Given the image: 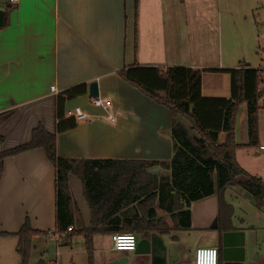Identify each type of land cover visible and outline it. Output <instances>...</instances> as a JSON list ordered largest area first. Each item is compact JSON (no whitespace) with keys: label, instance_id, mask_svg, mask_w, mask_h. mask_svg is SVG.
I'll list each match as a JSON object with an SVG mask.
<instances>
[{"label":"crops","instance_id":"obj_1","mask_svg":"<svg viewBox=\"0 0 264 264\" xmlns=\"http://www.w3.org/2000/svg\"><path fill=\"white\" fill-rule=\"evenodd\" d=\"M10 2L0 0V9L5 10ZM14 4L16 8L6 15V23L0 28V113L12 112L0 129L5 138L0 141V153L30 142L39 126L55 134L59 94L86 85V94L65 103L64 114L66 119L72 118L76 107H82L89 119L58 134V156L154 161L146 173L160 178L165 172L162 163L169 162L173 155V123L184 125L192 137L200 135L188 119L174 115L167 106L122 78L120 72L135 66L164 70L189 67L203 71L204 97L230 98V74L215 70L241 64L264 69V0H242L241 6L224 4L223 0L205 6L191 0H18ZM239 42L243 60L236 58L240 49L235 45ZM249 45L255 59L249 54ZM94 81L99 84L100 96L112 101L111 108L92 105L89 86ZM260 90L263 96L259 144L249 146L248 106L244 104L237 117L236 142L240 148L236 156L247 173L264 181V79ZM108 115L116 120H106ZM226 136L221 133L219 142L224 143ZM3 168L0 264H23L18 233L27 220L42 233L32 239L29 264H90L83 235L72 236L65 231L60 241L50 235L56 231L57 220L56 168L45 150L36 148L6 158ZM69 183L76 233L92 226V210L81 178L70 174ZM242 190L239 186L230 187L223 204L217 193L193 202L190 230L157 233L168 246L167 264L194 263V251L176 236L178 231L219 236L222 215L227 216V225L246 232L243 264H264V239L257 226L236 220L235 205H242ZM126 206L119 215L141 218L149 214L150 204L144 205L140 200ZM153 206L158 218L168 217L156 201ZM103 211L100 213L111 212ZM117 233L95 234L93 264H151L149 255L116 250Z\"/></svg>","mask_w":264,"mask_h":264},{"label":"trees","instance_id":"obj_2","mask_svg":"<svg viewBox=\"0 0 264 264\" xmlns=\"http://www.w3.org/2000/svg\"><path fill=\"white\" fill-rule=\"evenodd\" d=\"M16 8L13 2L6 6V15ZM229 73L232 82L230 98H208L202 93V73L189 67L175 66L166 70L156 67L135 66L120 72V76L143 93L167 106L174 115L188 119L200 137H192L189 130L178 122L173 123V155L163 162L164 173L160 178L146 173L154 161L134 160H79L59 157L57 136L76 128L75 118L66 119L64 105L67 101L87 93L86 85L68 89L58 96V125L55 134L39 126L33 131L30 142L0 153V182L4 173V160L11 156L43 148L56 168L57 220L56 231L63 235L74 225V197L69 175L79 176L84 193L92 210V226L71 235H83L90 264H93V239L97 232L135 233L145 236L151 233L171 234L175 230L192 228L191 206L193 202L218 194L222 204L226 191L239 186L252 196L257 207L264 208V181L247 173L238 163L236 152V126L242 105L248 106L249 146L256 147L260 140L259 115L263 96L260 85L264 69L245 64L237 68L215 70ZM12 112L0 113V129ZM226 133V141L219 142V135ZM0 132V141H4ZM146 179L148 182H146ZM123 181V182H122ZM143 181H145L143 183ZM123 184V185H122ZM140 200L150 204L148 215H119V210ZM164 210L168 217L158 218L153 206ZM105 210L107 213H100ZM103 211V212H104ZM231 217V216H230ZM227 216L220 219L219 239L225 231L235 230L226 224ZM163 220V221H162ZM27 220L21 231L20 253L23 264H29L32 239L41 235ZM218 248V246H216ZM222 264L221 246L218 248ZM39 264H46L40 262Z\"/></svg>","mask_w":264,"mask_h":264},{"label":"water","instance_id":"obj_3","mask_svg":"<svg viewBox=\"0 0 264 264\" xmlns=\"http://www.w3.org/2000/svg\"><path fill=\"white\" fill-rule=\"evenodd\" d=\"M6 23V11L0 9V28ZM89 95L91 98L99 97L100 90L97 81L89 86ZM138 255H149L151 264L168 263V246L165 239L157 234L151 233L141 236L135 250ZM222 264H243L246 260V232L242 230L225 231L222 234L221 248Z\"/></svg>","mask_w":264,"mask_h":264},{"label":"rangeland","instance_id":"obj_4","mask_svg":"<svg viewBox=\"0 0 264 264\" xmlns=\"http://www.w3.org/2000/svg\"><path fill=\"white\" fill-rule=\"evenodd\" d=\"M191 1L196 2V4H198L199 6L211 5L212 2H214V0H191ZM228 2L229 4H233V5L235 4L238 6L242 5V0H223L224 4H227ZM216 5H215V9H216ZM238 34H239L240 41H242V32L240 31ZM261 43L264 47L263 40L261 41ZM235 47L240 49V54L236 58L240 57L241 60H243L241 57L242 56V43L239 42V44L235 45ZM248 51L252 52L249 54H253L252 58L255 59L256 56L254 54V50L251 47V45H249ZM258 52L262 54L261 50H258ZM263 120H264V113L262 117V122H263L262 126L264 128ZM241 200H242V205H238V206L237 204L235 205L236 216H237L236 220H238V223H241L242 221V224H245L246 226L248 225L257 226L260 232V235L263 236V239H264V208L261 209L257 207L252 197L248 193L244 192L243 190H242ZM161 215H164V213L161 212ZM161 219H164V218L161 217ZM138 236L140 237L141 235H138ZM176 236L181 239V241L185 244L186 248L194 251V258H195V252L198 248L209 247V246H214V247L218 246L219 248V236H217V234H208L206 236H200V235H197L196 233L192 234V233L185 232V231H178L176 233ZM201 238H206V239L201 240Z\"/></svg>","mask_w":264,"mask_h":264},{"label":"built area","instance_id":"obj_5","mask_svg":"<svg viewBox=\"0 0 264 264\" xmlns=\"http://www.w3.org/2000/svg\"><path fill=\"white\" fill-rule=\"evenodd\" d=\"M11 2L16 3L18 0H11ZM52 90L55 91V87H52ZM91 103L95 107L102 109H109L112 107L113 103L108 98L93 97L91 98ZM73 118L77 122L86 121L89 119L88 113L82 107H76ZM106 120L115 121L116 118L112 115L106 116ZM264 149V147H262ZM73 227L68 228V232H71ZM50 235H53L57 241H60L62 235L58 232H52ZM140 237L135 233H117L114 235V247L118 251H135L138 245ZM219 251L217 247H201L198 248L195 252V258L193 264H220Z\"/></svg>","mask_w":264,"mask_h":264},{"label":"flooded vegetation","instance_id":"obj_6","mask_svg":"<svg viewBox=\"0 0 264 264\" xmlns=\"http://www.w3.org/2000/svg\"><path fill=\"white\" fill-rule=\"evenodd\" d=\"M219 245H220L221 248H222V239H221V240L219 239Z\"/></svg>","mask_w":264,"mask_h":264}]
</instances>
